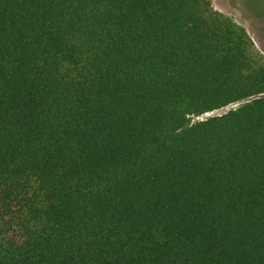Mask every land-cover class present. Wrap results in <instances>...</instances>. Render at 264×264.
<instances>
[{"label":"trees","instance_id":"trees-1","mask_svg":"<svg viewBox=\"0 0 264 264\" xmlns=\"http://www.w3.org/2000/svg\"><path fill=\"white\" fill-rule=\"evenodd\" d=\"M250 36L213 0H0V264H264Z\"/></svg>","mask_w":264,"mask_h":264},{"label":"rangeland","instance_id":"rangeland-1","mask_svg":"<svg viewBox=\"0 0 264 264\" xmlns=\"http://www.w3.org/2000/svg\"><path fill=\"white\" fill-rule=\"evenodd\" d=\"M213 5L241 23L251 35L255 48L264 55V0H213Z\"/></svg>","mask_w":264,"mask_h":264},{"label":"built area","instance_id":"built-area-1","mask_svg":"<svg viewBox=\"0 0 264 264\" xmlns=\"http://www.w3.org/2000/svg\"><path fill=\"white\" fill-rule=\"evenodd\" d=\"M212 113H213V111H212V112H208V113H206V115H207V114H212Z\"/></svg>","mask_w":264,"mask_h":264}]
</instances>
